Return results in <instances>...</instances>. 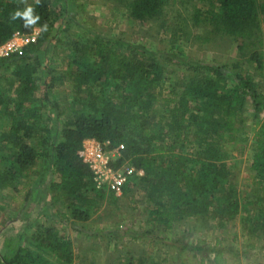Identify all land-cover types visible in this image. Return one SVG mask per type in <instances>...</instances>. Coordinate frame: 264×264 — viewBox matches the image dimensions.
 <instances>
[{"label":"trees","instance_id":"obj_1","mask_svg":"<svg viewBox=\"0 0 264 264\" xmlns=\"http://www.w3.org/2000/svg\"><path fill=\"white\" fill-rule=\"evenodd\" d=\"M121 1L130 17L140 22L159 19L170 5V0ZM199 1L216 3L219 10L203 12L196 5L192 6L188 14L195 26L205 20L212 31L236 40L254 31L261 39L264 0ZM27 3L34 7V14L40 16L37 24L29 28L23 26L22 19H10V14L17 9L23 10L25 4L20 0H0V46L16 32L30 34L35 27L40 29L38 42L28 46L23 56L2 59L15 61L17 66L13 74L15 102L13 107L4 104L7 110L4 113L18 121L11 124L10 120L9 128L0 130V161L9 159L8 163H12L7 170L4 163H0V187H10L15 193V203L29 206L38 197V187L44 185L55 193L52 201L65 206V217L76 222L92 220L102 208L106 191L96 188L92 173L79 153L88 139L110 140L114 147L125 145L119 164L126 163L144 172V176L131 180L144 183L152 204L150 214L165 229L185 217H204L221 223L240 217L250 232L264 234V220H259L261 211L254 220L242 212L239 191L231 182L230 152L226 148L235 144L237 156L245 155L248 139L239 137L238 133L245 127L247 102L252 104L255 119H260L264 113V98L251 75L235 65L231 76L234 86L229 87L225 82L228 79L225 67L192 64L193 75L187 78L177 98L175 92L165 96L162 91L165 66L150 54L137 57L118 54L116 45L106 40H95L91 50L76 40L72 42L76 48L71 55V72L65 74L72 81L71 111L74 116L52 141L47 137L33 142L39 131H44L35 128L41 116L33 106L40 82L46 85L43 88L49 116L54 125L59 122L58 106L51 102L47 89L60 78L52 75L53 71L46 66L42 50L46 42L55 41L57 37L58 13L47 0H40V4L27 0ZM62 5L67 8L65 3ZM54 51L56 54L55 48ZM39 72L42 76L36 78ZM48 79L50 83H46ZM160 110L169 114L158 126L155 121ZM20 113L23 116L19 121ZM31 119L35 124L29 122ZM55 128L59 129L56 125ZM50 131L46 129L51 137ZM253 142L256 150L251 168L264 177V122ZM38 145L44 147L45 167L42 177L35 181L30 175L40 157ZM143 146L146 151L142 150ZM13 178L24 179L21 189L14 186ZM38 241L63 264L72 263V243L57 231L47 229L39 234ZM232 252L225 244L214 248V264H228ZM21 254L18 251L11 263L5 261L4 264L21 261ZM24 255L30 260L29 264H51L47 257L30 251ZM236 256L238 261L237 253Z\"/></svg>","mask_w":264,"mask_h":264},{"label":"rangeland","instance_id":"obj_2","mask_svg":"<svg viewBox=\"0 0 264 264\" xmlns=\"http://www.w3.org/2000/svg\"><path fill=\"white\" fill-rule=\"evenodd\" d=\"M73 4L65 9L67 13L70 9L72 14L63 19L64 8L60 3V22H56L57 37L55 41L46 42L42 49L46 66L53 71L52 75L60 78L50 89H47L51 102H55L58 106L57 112L60 116L59 122H55V125L59 129L56 130L49 116V104L45 102L46 91L43 88L46 85L40 82L39 88L34 93L35 104L33 105L36 114L41 116L40 122L35 124L34 119L29 122L35 124V128H43L44 131H39L38 138H35L33 142H39L47 137L50 140L54 139L62 126L74 116L71 111L72 81L65 74L68 71L71 72V55L76 48L72 42L76 40L80 45H86L91 50L94 49L95 40H106L116 45L118 54H126L130 57L150 54L149 56L156 58L165 66L166 74L164 90H162L165 96L175 92L174 95L177 98L187 78L193 75L190 65L199 63L225 67L224 72L228 75L225 82L229 87L234 86L231 76L234 74L235 65L240 69L243 68L244 73L251 75L257 82L258 92L264 98V33L260 36L261 39L256 37L254 31L246 35L244 39L236 40L224 33L212 31L208 21L204 20L195 26L189 18L188 13L192 6L196 5L203 12L209 9L217 12L219 6L216 3L212 4L211 1L203 3L199 0H170V5L167 6L162 17L143 22L132 19L121 0H74ZM54 48L56 54H54ZM0 62L1 130L9 128L10 120L12 124L18 119L16 117L10 119L9 113H4L7 111L4 109V104L13 107L15 102L16 89L13 85V74L17 68L16 62L3 60ZM40 76H42L41 72L37 73L36 78H41ZM49 79L46 83H50ZM246 108L245 127L241 133H238L239 137L248 139L246 152L244 156L238 157L234 150L235 144L227 145L226 148L230 152L228 165L231 169V182L239 191L242 212L254 220L261 211L259 220L262 222L264 220V177L262 173L253 171L251 166L256 150L253 137L261 129L264 113L260 119H255L250 101L247 102ZM168 114V111L160 110L155 123L158 126L162 125L163 117ZM18 116L20 121L23 115L20 113ZM46 129L51 130V137ZM158 129L160 130L159 127ZM43 149L41 145L37 146L40 157L37 158V164L30 175V178L35 181L44 173ZM142 150L146 151L145 146ZM8 161L9 159L0 161L4 163L5 170L12 166V163L9 164ZM23 181V178L16 180L13 178L14 186L19 189L22 188ZM43 188L39 186L36 201L24 207L23 204L13 201L15 193L10 190V187H0V264H4L5 261L11 263L18 251L23 253L22 259L13 264L27 262L29 264L30 260L24 255L27 251L47 257L51 264H63L55 253L50 254V251L38 241V236L47 229H53L68 239L64 229L68 228L71 220L64 216L65 206L52 201L51 198L55 193L49 191L44 185ZM105 191L100 212L89 222L109 227L111 234L109 243L112 242V246H109L110 252L107 250L108 253L104 256L100 254V257L107 259L110 257L115 262L113 264H121L122 257L128 250L136 255L138 245L130 246L126 239L129 237L134 240L132 234L136 231L132 233L129 228L153 226L157 229L154 234L163 237L161 230L163 226L159 225L150 214L152 204L147 198L143 182L131 180L127 191L121 196L107 189ZM197 235L200 237L199 234ZM202 235L208 239L210 246H213L214 238L223 236L224 244L233 250L230 255L232 264H264V234L250 232L248 225L243 223L240 217L228 223L213 224L207 230L205 229ZM136 238L137 236L135 242ZM12 239H14L13 243L10 242ZM101 241L105 243L107 239ZM101 241L97 243L100 244ZM100 246L98 245L96 254L101 253ZM81 253L83 254V251ZM236 253L239 256L238 261Z\"/></svg>","mask_w":264,"mask_h":264},{"label":"crops","instance_id":"obj_3","mask_svg":"<svg viewBox=\"0 0 264 264\" xmlns=\"http://www.w3.org/2000/svg\"><path fill=\"white\" fill-rule=\"evenodd\" d=\"M47 1L50 2L53 9L58 13L57 21L59 22L60 3H65L67 8L74 5L72 0ZM33 2H35V0H33ZM70 14H72L70 9L68 13L64 9L63 19H66L68 17L67 15ZM216 223L220 224L221 222L204 217H185L183 220H177L169 229L163 227L161 229L163 237H161L162 235L154 234V231L157 229L153 226H151V228L148 225H146V227L139 226V228H136L138 230L131 227L129 228L130 232L134 233V231H136V233L132 234L134 240H131L129 237L126 239H128L127 241L130 246L136 247V245H138L136 247V255L131 254L128 250L122 257L121 261L123 263L121 264H214L213 250L216 247L218 248L220 244H224L223 236L221 238H214L213 246H210V242L203 237L202 232ZM108 229L109 227L107 225L96 224L89 221L76 222L71 220V224L68 228L64 229L73 247L74 257L71 264L115 263L110 257L109 259L100 257V254L101 256L107 254V250L110 252L109 246H112V242L111 244L109 243L111 241V234ZM15 231H17V229ZM197 234H199L200 237H197ZM136 236L137 240L135 242ZM195 236L197 238H195ZM103 238L107 239V242H102L101 240H104ZM13 241L14 239L10 240L12 243ZM99 241H101L100 244L97 243ZM107 243L109 244L107 245ZM98 245H101L99 247L101 248V253L96 254ZM81 251H83V254ZM228 264H232L230 255L228 256Z\"/></svg>","mask_w":264,"mask_h":264},{"label":"built area","instance_id":"obj_4","mask_svg":"<svg viewBox=\"0 0 264 264\" xmlns=\"http://www.w3.org/2000/svg\"><path fill=\"white\" fill-rule=\"evenodd\" d=\"M40 35L39 29H34L30 34L16 32L12 38L0 46V60L24 55L28 46L36 44ZM124 144L112 146L110 140L100 142L95 139L84 141L80 157L92 173L97 189H107L117 196L123 195L131 179L135 176L142 177L144 172L137 171L126 163L119 164L122 158Z\"/></svg>","mask_w":264,"mask_h":264},{"label":"clouds","instance_id":"obj_5","mask_svg":"<svg viewBox=\"0 0 264 264\" xmlns=\"http://www.w3.org/2000/svg\"><path fill=\"white\" fill-rule=\"evenodd\" d=\"M21 3L25 4V8L23 10H15L13 13L10 14V19L15 21L17 19H22L24 21L23 26L25 28L32 27L37 24L40 20L39 15L34 14V7L27 3V0H20ZM36 4H40V0H35ZM44 28H47V25H44Z\"/></svg>","mask_w":264,"mask_h":264}]
</instances>
